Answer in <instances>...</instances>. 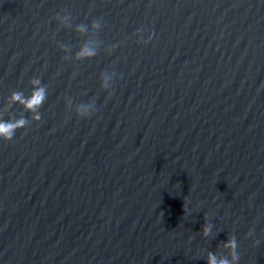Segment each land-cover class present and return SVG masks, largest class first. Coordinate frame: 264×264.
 Returning <instances> with one entry per match:
<instances>
[{"label":"water","instance_id":"95a60500","mask_svg":"<svg viewBox=\"0 0 264 264\" xmlns=\"http://www.w3.org/2000/svg\"><path fill=\"white\" fill-rule=\"evenodd\" d=\"M97 19L100 29L92 27ZM80 24L87 31L78 32ZM85 44L96 55L77 59ZM0 60L85 66L264 61V0H0Z\"/></svg>","mask_w":264,"mask_h":264},{"label":"clouds","instance_id":"9594fccd","mask_svg":"<svg viewBox=\"0 0 264 264\" xmlns=\"http://www.w3.org/2000/svg\"><path fill=\"white\" fill-rule=\"evenodd\" d=\"M60 18V17H58ZM64 21H69L70 17L64 16L62 17ZM70 26V25H69ZM101 21L99 19L94 20L92 22V27L94 29H100L101 28ZM78 32H85L87 31V28L85 25L80 24L77 25ZM138 32L144 31L143 29H138ZM151 36H149V40H151ZM141 38V43H146ZM96 55V50L93 47L88 46L85 44L81 50L77 53V59H90ZM116 76V73H112L111 75L105 74L102 79V86L107 90L112 87V83L114 81V78ZM112 82V83H110ZM33 85H40L41 81L39 79H33L31 81ZM11 99L14 102H19L23 105L24 109L26 111L34 113L32 116V121H40L41 115L38 112L39 107L43 104L44 100L46 99V90L44 87H35L31 96L27 98H23L22 93L14 92L12 94ZM96 111V105L95 103H89V104H80L75 109V114L81 119H86L89 116L93 115ZM29 124V121L25 118H19L16 120H2L0 119V140L9 142L13 139L15 136L17 130L25 128ZM211 231L210 226L206 225L203 229L204 236H208ZM224 247L228 250L229 256L223 257V258H217V256L214 253L208 254V260L207 264H238L239 262V254L237 252L238 243L235 238V236H229L227 241L224 244Z\"/></svg>","mask_w":264,"mask_h":264}]
</instances>
